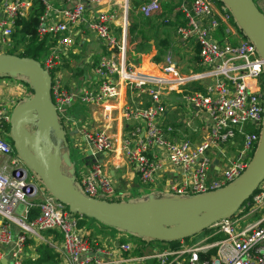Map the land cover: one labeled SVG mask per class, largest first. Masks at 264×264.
<instances>
[{"label": "built area", "instance_id": "2783aa9c", "mask_svg": "<svg viewBox=\"0 0 264 264\" xmlns=\"http://www.w3.org/2000/svg\"><path fill=\"white\" fill-rule=\"evenodd\" d=\"M39 1L44 13L38 35L48 38L51 46L40 64L51 76V100L59 121L72 129L75 123L68 109L76 104L93 107L102 116L101 128L79 129L93 157L116 153L119 148L125 166L159 198L214 192L242 176L258 148L264 123V61L238 26L239 34L233 33L237 43L228 35L223 41L214 36L222 22L215 18L210 0L184 1L180 6L187 25L179 27L177 35L183 42L195 38L199 47L194 63L200 69L190 72L183 71L172 53L163 64L153 58L144 59L138 67L130 64L133 0H60L56 7L52 0ZM161 1L146 0L136 13L146 19L159 16ZM32 6L31 0L2 2L0 54L12 48L16 19ZM203 20H210L209 27L201 24ZM81 25H87L105 52L95 69V86L89 80L82 85L64 81L63 65L76 45V28ZM173 93L191 106L196 117L206 116L205 141L194 144L169 137L174 129L164 124L167 107L163 97ZM141 97L151 105L135 102ZM16 102L10 98L0 103V246L10 248L9 255L0 251V264L5 258L10 264H24L27 244L45 242L42 234L49 231L62 235L65 264H264V181L239 214L215 223L209 228L211 236L193 245L154 254L142 248L141 254H135L137 245L123 232L118 246L110 238L95 243L99 237L92 239L79 227L86 217L57 200L25 164L18 163L15 169L6 133ZM227 147L233 152L227 168L212 175V155H227ZM79 183V190L89 198L128 202L98 160L82 172ZM20 205L24 207L21 213ZM33 208L38 214L32 218ZM252 214L258 219L240 228Z\"/></svg>", "mask_w": 264, "mask_h": 264}, {"label": "water", "instance_id": "95a60500", "mask_svg": "<svg viewBox=\"0 0 264 264\" xmlns=\"http://www.w3.org/2000/svg\"><path fill=\"white\" fill-rule=\"evenodd\" d=\"M3 1L0 0V5ZM220 1L264 61V14L253 0ZM4 75L27 78L34 92L31 98L16 105L11 115L15 169L21 162L25 164L73 213L149 241H184L239 214L264 181L263 123L260 142L248 168L239 179L220 190L188 198L151 196L136 203L89 198L75 185V169L71 168L69 174L62 169L63 165L71 167V160L68 152L61 150V144L65 147L68 142L51 100L50 74L34 59L0 54V76ZM29 125L37 127V131L28 130ZM73 149L81 151L77 146ZM1 263L8 264V260Z\"/></svg>", "mask_w": 264, "mask_h": 264}, {"label": "crops", "instance_id": "0c3cea01", "mask_svg": "<svg viewBox=\"0 0 264 264\" xmlns=\"http://www.w3.org/2000/svg\"><path fill=\"white\" fill-rule=\"evenodd\" d=\"M33 3V0H31ZM54 6L56 5L60 6V0H52ZM166 1H171V7L173 9V14L172 15H163L164 8L163 5ZM187 0H162V13L161 15H157L153 18H149L147 21L150 24L151 29L150 33L146 32V30H142L140 33H138L137 37L133 40L131 38V48L129 51V62L135 67H138L141 62L146 59V58H153V60L158 63V64H163L165 63V59L168 54L172 53L174 56V59L176 62H179L181 67L183 68V71H194V70H199L200 68H196L194 62H198V58H195V56L198 54L196 53L198 49V45L196 42L195 38H192L186 42H183L180 40V38L177 35V30L181 26H186L187 21L185 19V16L180 12V6L181 4ZM213 3V6L215 7L216 11V19L219 22H222L225 26V32L226 35H228L229 39L237 43L236 37H233V33L239 34V29L237 27V24L233 22H229L228 24L224 22V20L221 18V13H219V9L221 8V2L220 0H210ZM141 5L146 2V0H141ZM191 3V1H187ZM220 2V3H219ZM30 11V10H29ZM28 11V12H29ZM27 12V13H28ZM264 12V11H263ZM264 14V13H263ZM135 16V15H134ZM131 18L132 21V26L134 25V18ZM165 17V18H162ZM144 18V17H143ZM168 21V22H166ZM210 20H203L202 25L209 27ZM157 25H160V27H156ZM152 26H154L152 28ZM154 29V32H153ZM89 29L87 28V25H81L78 28H76V36H75V41L76 45L74 46L70 58L65 60L63 68H64V75L67 77V82L68 85L72 84H83V81L89 80L94 82L93 86L96 85V75H95V69L99 64L100 58L105 54V52L102 50L99 53V57L96 62H92V53H88L84 50L85 44L88 42L87 41V36L86 32ZM152 30V31H151ZM90 31V30H89ZM157 31V34H156ZM158 33L165 34V36H162L163 39L159 40L158 39ZM145 34V35H144ZM156 34V35H154ZM215 36V32H214ZM155 38V39H154ZM96 39V38H95ZM97 40V39H96ZM162 40H167L168 48L164 50L161 53V48H160V42ZM98 41V40H97ZM99 43V41H98ZM100 47L101 44L99 43ZM102 49V47H101ZM185 61L183 64L182 62ZM187 65V66H186ZM13 81L11 79H0V103L4 99H10L12 95V85ZM16 81V80H15ZM18 90V89H17ZM15 93L16 91L13 90ZM19 91V90H18ZM137 95V94H135ZM171 95H174L176 98V102L174 105H170L165 98L163 99L165 102H167L166 107V114L164 115V124L169 125L174 129L173 133H170L169 137L173 140H188L193 142L194 144H199L203 141L206 140L207 134H208V128L206 124V116L205 115H199L196 117L194 114L193 109L188 113L190 116L189 118H186L185 116L182 115L180 112V105L181 102L183 101V98L176 94H170L165 97H169ZM142 102L144 106H149L151 105V102L145 98H137L135 102ZM163 101V102H164ZM90 108V107H88ZM93 108V107H92ZM75 111L78 113L81 111L80 115L78 118L72 117L74 120V123L78 125H74L72 129L70 130V133L72 135L78 134L77 140L80 142V145L77 147H80L84 141L83 138L81 137L79 129L84 128V129H91V130H97L102 127L103 122H102V116L100 113H93L92 115L88 116L85 114L84 109H81L79 107H74ZM74 136V138H75ZM74 146V145H73ZM86 148V156H91L93 158V161L91 163L94 164L95 161H100L104 164L107 172L110 174L112 177L114 185H117L115 188L119 193L126 194L128 196V199H134L138 198L139 190L140 187L137 185V183L141 184L137 178V176L134 174L133 170L126 165L124 156L120 149L118 148L116 153H107V154H102L98 157H93L91 150L89 146ZM85 150V149H84ZM82 151V150H81ZM225 152L227 155L222 156V155H215L212 157L214 158V165L212 168V175L216 174L218 172H221L222 170L227 168V164L231 156L233 155V152L231 151V148L227 147L225 149ZM90 165V166H91ZM167 165V164H166ZM89 166V167H90ZM89 167H83L82 170L80 171V176L83 171L87 170ZM167 171H170V168H166ZM168 177L169 174H166ZM142 185V184H141ZM152 193H154V190H152ZM153 196V195H152ZM159 198V197H156ZM24 209V207H23ZM35 209V208H33ZM258 219L257 215H250L246 217V221L251 224L254 223ZM87 222V219L85 218V221ZM84 229L87 230V232L90 234L91 238L93 239V230L87 223ZM97 228V227H95ZM107 228V227H106ZM109 229H107L106 233H104L107 237L115 240V245L117 246L118 238H122V235L118 232V230L114 229L112 232H109ZM42 236L45 239V242L39 243L35 240H32L30 243H28L27 248H26V258H24V264L27 263L28 260H35L38 258V248L40 245H48L49 248H51L54 253L57 255V260L58 264H65V257L61 252V241H62V235L59 232H44ZM97 238V237H96ZM100 239L94 238L95 243H100ZM52 242L53 246H51L47 242ZM134 244L137 245V241H130ZM94 243V244H95ZM147 245V244H146ZM146 245L144 247V250L146 248ZM183 246H188L183 244ZM168 250V249H167ZM0 251L4 252L5 254L10 252V248L6 246H0ZM135 253V252H134ZM8 260V264H10V261L8 258H5ZM151 264H158L157 262H150ZM2 264V263H1Z\"/></svg>", "mask_w": 264, "mask_h": 264}, {"label": "rangeland", "instance_id": "374dc122", "mask_svg": "<svg viewBox=\"0 0 264 264\" xmlns=\"http://www.w3.org/2000/svg\"><path fill=\"white\" fill-rule=\"evenodd\" d=\"M253 1L255 3L256 7L258 8V11L263 14L264 13L263 12L264 11V0H253ZM220 4H221V8L218 11H219V13H221V18L227 24L229 22H233L234 18L232 17L230 11L225 7V5L222 2ZM131 25H132V21H131ZM86 36H87L88 42L85 44L84 50L88 53L91 52L92 53V57H91L92 62H96L98 57H99V54H100L99 52L102 51V49H101L98 41L95 39V36L92 33V31L88 30L86 32ZM162 36H165V34L158 33V39L159 40L163 39ZM130 45H132V44H130ZM184 62L185 61H183L182 64ZM7 79L13 80V81H10V82H12V85L10 87L14 88V89H12V95L10 97L17 100L16 104L23 102V101L32 97L33 94L30 90V83H29L27 78H24L22 76H18L16 78L8 77ZM66 80H67V77L64 78V81H66ZM13 90H15L16 93ZM164 98L170 105H174L176 102V98L174 97V95H171L168 98L167 97H164ZM167 102L164 101L165 104H167ZM74 107H79L81 109H84L83 111H85V114H87L88 116L92 115L93 113H99L98 110H95V108H92V107L88 108L87 106L78 105V104H76ZM74 107L72 109H68V115L71 118L72 117L78 118L81 111L77 113L75 111ZM179 109H180V112L182 113L183 116H185L186 118H189L190 115L188 113L192 110V108L185 100H183L181 102ZM60 123L64 124V120H61ZM75 125H76V123H75ZM9 129H10V127H9ZM9 129H8V131H9ZM28 130H30L32 132H36L37 127H32V125H29ZM51 134H52V139L55 141L56 136L54 135L53 132ZM65 134L67 137L68 146L64 147V145L62 143L61 144V150H62V152H68V154L70 156V160H71V167H68L67 165H63L62 169H63V172L65 174H69V171L71 168L75 169V176L77 177V181H76L75 185H76V187H78V189L81 190V186L79 183L80 171L82 170L83 167H89L93 161V158L91 156H86L87 155L86 148H88L87 147L88 144L86 142H84L80 146L82 151L79 152V151H76L73 149V145L77 146L80 144V142L78 141L79 139L77 140L78 134H76V136L72 135V133H70L69 128H67V127H65ZM74 136H75V138H74ZM8 140L11 142V140L9 138H8ZM14 156H16V154ZM137 185L140 187V190H139L140 192L137 195L138 198L129 199V200H127L128 203L143 202V201L148 200L153 195V193H152L153 189L152 188L147 187V186H143L139 183H137ZM116 186L117 185H115V187ZM22 211H23V205H20L19 206V213H21ZM249 212H250L249 209L245 210L242 217L247 216ZM87 223L89 224V226L93 230V237H99V239L102 241H104L106 239L107 234L105 235L104 233H106L108 228H106L105 225L99 223L98 221H95L94 219H89V220L87 219ZM247 223L248 222L246 220L243 221L240 224L241 225L240 228H243ZM95 227H97V228H95ZM114 229L115 228L109 229V232H112V230H114ZM123 233H125V232H123ZM211 233L212 232L210 230L199 233V234L191 237L189 244H187V245L190 246V245H193L199 241H202L205 238L211 236ZM127 236L129 237L128 240H130V241H133V240L136 241L135 239H137L136 236L132 235V234H127ZM146 241H147L146 243H148L146 248H145V252L147 254H154V253H157L159 251L170 249V243H168V242L149 241V240H146ZM149 264H151V263H149Z\"/></svg>", "mask_w": 264, "mask_h": 264}, {"label": "trees", "instance_id": "16d2710c", "mask_svg": "<svg viewBox=\"0 0 264 264\" xmlns=\"http://www.w3.org/2000/svg\"><path fill=\"white\" fill-rule=\"evenodd\" d=\"M187 1H193V0H187ZM141 0H133L132 2V17L134 16V25L131 26L130 29V35L131 38L134 40L138 33H140L142 30H146V32L150 33V24L147 21L148 19L143 18V16L136 14L138 8L141 5ZM164 12L163 15H172L173 9L171 7V1H166L163 5ZM44 13V6L40 3L39 0H33V6L30 9V11L24 16V17H18L16 19L15 28L12 34V48L9 49L6 53L11 55H16L21 58H30L34 59L41 63L44 57L47 56L50 50V41L48 38H40L38 35V26L40 17ZM131 17V18H132ZM165 18V17H162ZM154 26H152L153 28ZM157 28L160 27V25L156 26ZM152 31V30H151ZM143 32V31H142ZM154 32V29H153ZM157 34V31H156ZM154 34V35H156ZM145 35V34H144ZM225 32V26L223 23L219 24V27L215 31V37L219 39L220 41H223V39L226 37ZM233 43H235L233 41ZM167 40H162L160 42V48L161 53L168 48ZM199 47L196 51L198 53ZM198 58L196 55L195 58ZM9 76L4 75L0 76V79H6ZM11 78V77H10ZM30 90L32 94L34 93L32 88L30 87ZM249 131H252V127H247ZM10 142V141H9ZM77 180V177H76ZM38 214V209H32V218ZM88 219V218H86ZM89 220V219H88ZM87 225V222H82L79 224L80 228H83ZM107 228L112 229V227ZM117 230V229H116ZM119 231V230H118ZM208 231V230H207ZM51 231L47 232L50 233ZM121 232V231H120ZM137 239H135L137 242V249L135 250V254H141L142 248L145 247L147 241L144 238H139L136 236ZM190 238L185 239L184 241H178V242H172L170 243V249L169 250H178L181 248L183 244L187 245L189 244ZM38 258L35 260H28L26 264H58L57 255L54 253V251L48 247V245H40L38 250Z\"/></svg>", "mask_w": 264, "mask_h": 264}, {"label": "flooded vegetation", "instance_id": "af4514ba", "mask_svg": "<svg viewBox=\"0 0 264 264\" xmlns=\"http://www.w3.org/2000/svg\"><path fill=\"white\" fill-rule=\"evenodd\" d=\"M8 138L11 140L10 130L6 133V140L8 141L10 147L12 148V151H14V153H15V150L13 149V142H12V140H11V142H9Z\"/></svg>", "mask_w": 264, "mask_h": 264}]
</instances>
